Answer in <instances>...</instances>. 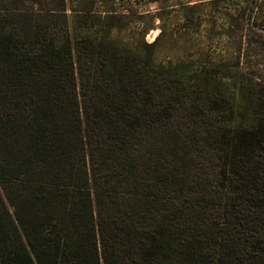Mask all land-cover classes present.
<instances>
[{
    "label": "trees",
    "instance_id": "16d2710c",
    "mask_svg": "<svg viewBox=\"0 0 264 264\" xmlns=\"http://www.w3.org/2000/svg\"><path fill=\"white\" fill-rule=\"evenodd\" d=\"M69 1L0 0V264H264V86Z\"/></svg>",
    "mask_w": 264,
    "mask_h": 264
},
{
    "label": "rangeland",
    "instance_id": "374dc122",
    "mask_svg": "<svg viewBox=\"0 0 264 264\" xmlns=\"http://www.w3.org/2000/svg\"><path fill=\"white\" fill-rule=\"evenodd\" d=\"M256 2L75 0L68 2V14L90 8L116 11L123 19L114 38L123 50L138 47L157 64H222L264 86V29L258 30L252 23ZM261 16L264 26V12ZM148 28L152 29L145 34Z\"/></svg>",
    "mask_w": 264,
    "mask_h": 264
}]
</instances>
